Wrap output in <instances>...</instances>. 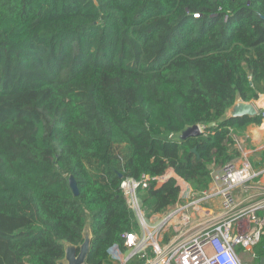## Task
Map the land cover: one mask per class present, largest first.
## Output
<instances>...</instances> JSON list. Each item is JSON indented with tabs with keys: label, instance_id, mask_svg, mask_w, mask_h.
Masks as SVG:
<instances>
[{
	"label": "trees",
	"instance_id": "obj_1",
	"mask_svg": "<svg viewBox=\"0 0 264 264\" xmlns=\"http://www.w3.org/2000/svg\"><path fill=\"white\" fill-rule=\"evenodd\" d=\"M237 94H264V0H0V264H57L87 225L86 264H111L138 230L122 179L206 190L240 155L232 135L263 119L219 122ZM179 195L171 177L141 209ZM255 250L259 264L263 239Z\"/></svg>",
	"mask_w": 264,
	"mask_h": 264
},
{
	"label": "built area",
	"instance_id": "obj_2",
	"mask_svg": "<svg viewBox=\"0 0 264 264\" xmlns=\"http://www.w3.org/2000/svg\"><path fill=\"white\" fill-rule=\"evenodd\" d=\"M260 113L264 119V105L259 107ZM210 175L208 188L201 192L171 172L122 179L120 189L138 230L123 235L126 251L121 264L135 257L143 264H249L241 257L245 254L256 259L255 248L264 240V215L259 214L264 210L262 175L254 172L247 159L232 160ZM171 177L180 188L178 203L161 214L145 217L140 194ZM247 193L250 195L242 198ZM214 199L218 200L216 209L206 207ZM171 231L169 238L164 237Z\"/></svg>",
	"mask_w": 264,
	"mask_h": 264
},
{
	"label": "water",
	"instance_id": "obj_3",
	"mask_svg": "<svg viewBox=\"0 0 264 264\" xmlns=\"http://www.w3.org/2000/svg\"><path fill=\"white\" fill-rule=\"evenodd\" d=\"M259 107L254 101L245 102L237 94L234 103L227 108L223 115L219 118V122L238 117H255L258 115ZM214 122L208 124V127H213ZM203 130L199 125L185 126L180 132L173 135L175 141H183L189 137L199 136ZM194 151V150H193ZM70 187L74 196L78 195L77 187L71 180ZM83 242L79 246L69 243L64 244V258L57 264H86V257L91 241V231L87 225L82 232ZM259 264H264V257L259 261Z\"/></svg>",
	"mask_w": 264,
	"mask_h": 264
},
{
	"label": "rangeland",
	"instance_id": "obj_4",
	"mask_svg": "<svg viewBox=\"0 0 264 264\" xmlns=\"http://www.w3.org/2000/svg\"><path fill=\"white\" fill-rule=\"evenodd\" d=\"M264 120V119H263ZM263 120L261 124L263 123ZM261 126V125H260ZM253 127H257L255 125H251L247 128V130L242 135H232V138L234 140L233 149H236L240 155L235 160L240 159H247L254 170H258L261 168V166L264 165V140L260 143L256 142L252 137V129ZM256 190H251V192H255ZM250 194H242V198H245L246 196H249ZM205 205V204H203ZM206 207H210L211 209L215 210L216 206H213V202L209 201V204L206 205ZM172 234L171 232H166L164 234V237L169 238ZM116 248L112 247L109 249V254L112 258L111 264H121L123 261V253ZM250 255L245 254L241 255L243 257L244 261H247L249 264L255 263L254 260H250Z\"/></svg>",
	"mask_w": 264,
	"mask_h": 264
},
{
	"label": "crops",
	"instance_id": "obj_5",
	"mask_svg": "<svg viewBox=\"0 0 264 264\" xmlns=\"http://www.w3.org/2000/svg\"><path fill=\"white\" fill-rule=\"evenodd\" d=\"M261 95H264V94H261ZM261 95H259V98L256 100V101H254L256 104H257V106L258 107H260V105H258V100L260 99V96ZM259 102H261V103H264V96H262L261 97V99H260V101ZM264 105V104H263ZM261 125V126H260ZM259 126H257V127H253V128H251L252 129V137H253V139L256 141V142H258V143H260V142H262L263 140H264V120H263V123L262 124H260ZM252 167V166H251ZM252 169H253V167H252ZM216 170H218V169H216ZM254 170V169H253ZM254 172L256 173V174H258V176H261L262 175V179L264 180V165L263 166H261V168L260 169H258V170H254ZM253 193V192H252ZM218 200L217 199H214L213 200V206H216V204L218 205Z\"/></svg>",
	"mask_w": 264,
	"mask_h": 264
}]
</instances>
